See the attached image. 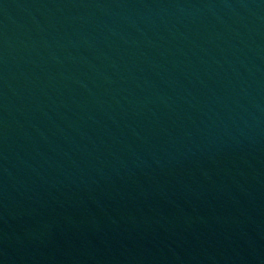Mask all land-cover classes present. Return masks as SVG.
<instances>
[{
  "label": "water",
  "instance_id": "water-1",
  "mask_svg": "<svg viewBox=\"0 0 264 264\" xmlns=\"http://www.w3.org/2000/svg\"><path fill=\"white\" fill-rule=\"evenodd\" d=\"M0 264H264V0H0Z\"/></svg>",
  "mask_w": 264,
  "mask_h": 264
}]
</instances>
